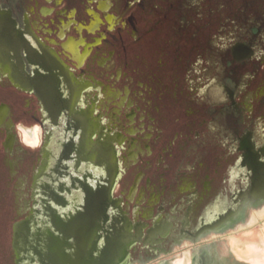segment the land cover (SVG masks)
<instances>
[{
  "label": "flooded vegetation",
  "instance_id": "af4514ba",
  "mask_svg": "<svg viewBox=\"0 0 264 264\" xmlns=\"http://www.w3.org/2000/svg\"><path fill=\"white\" fill-rule=\"evenodd\" d=\"M178 1L183 28L194 0ZM95 2L116 19L112 0H0V157L17 177L11 264L15 224L36 213L51 177L65 196L105 202L85 212L95 218L89 238L74 227L91 264H111L128 240L121 264H173L188 252L191 264H216L213 240L264 211V16L238 35L221 21L196 46L180 34L173 50L157 33L153 60L138 35L136 81L120 27L90 31Z\"/></svg>",
  "mask_w": 264,
  "mask_h": 264
},
{
  "label": "rangeland",
  "instance_id": "374dc122",
  "mask_svg": "<svg viewBox=\"0 0 264 264\" xmlns=\"http://www.w3.org/2000/svg\"><path fill=\"white\" fill-rule=\"evenodd\" d=\"M112 1L114 2L116 19L110 16V12H106V7L97 2L94 4L101 12L100 20L97 22L92 13L86 14L85 17L90 26L97 22L95 28L91 27L92 29H90V31H96L97 34L114 28L115 25H118L116 28L120 27V36L123 39L121 46L125 43L131 45L128 49L127 58L130 61V67L136 72V81L139 76L137 73L139 46L136 41L138 35L147 33L150 41V55L153 60L155 54L153 40L157 33L165 36L162 45L166 50L171 49L176 40L180 41L182 35V40H185V35L188 37L192 34L194 36L193 44L196 46L199 41H203L207 36L211 39L213 35H217L221 21L226 23L227 36L230 34L238 35L244 29L247 19L264 16V0H194L192 23H188V25L185 23L182 28L178 21L181 14L176 10L178 0H147L146 8L141 7L138 0ZM78 33L80 36L83 35L81 31ZM180 34L182 35L179 36ZM194 53L196 55V50ZM24 107L23 99L14 106L18 114L26 113ZM23 118L27 117L23 116ZM27 121L32 122L28 118ZM27 121L24 123L28 125ZM26 172V168L20 169L18 176ZM11 174L9 166L0 157V264L12 263L10 256L12 228L17 216V177ZM252 216L253 212L250 211L242 226L213 240L217 243L212 246L209 255L215 259L216 264H250L247 261L253 260L254 257L250 254L251 252H254L259 259L258 264H264V215L258 216L255 213L253 219ZM215 237L217 236L213 235V238ZM236 245L243 247L244 251H236ZM187 254L189 257L185 261L192 260L194 254L191 252ZM168 256L173 259L185 257V251L171 253Z\"/></svg>",
  "mask_w": 264,
  "mask_h": 264
},
{
  "label": "water",
  "instance_id": "95a60500",
  "mask_svg": "<svg viewBox=\"0 0 264 264\" xmlns=\"http://www.w3.org/2000/svg\"><path fill=\"white\" fill-rule=\"evenodd\" d=\"M80 188L76 190L86 194L84 189ZM64 193L59 180L51 177L49 183L43 186L39 200L34 203L36 213L15 224L18 264H91L92 249L86 239H76L77 232L74 227L87 226L86 231L78 232L79 235L86 233L89 238V226L94 223L95 218L85 212L105 210V202L88 198L87 195L80 198L70 197L71 191L68 196ZM59 211H71L72 216L61 217ZM75 212L81 214L75 216ZM64 223L67 225L65 230L61 229ZM130 241L122 247L113 248L114 260L111 264H121L125 246H130Z\"/></svg>",
  "mask_w": 264,
  "mask_h": 264
},
{
  "label": "bare ground",
  "instance_id": "6f19581e",
  "mask_svg": "<svg viewBox=\"0 0 264 264\" xmlns=\"http://www.w3.org/2000/svg\"><path fill=\"white\" fill-rule=\"evenodd\" d=\"M256 215H258V216H262V215H264V211H261V212H256ZM233 243V242H232ZM232 245H234V244H232ZM235 250L236 251H239V252H243L244 251V248L243 247H240V246H235ZM252 253H254V252H252ZM190 254V253H189ZM192 254V253H191ZM188 255V254H187ZM254 256L256 257V254L254 253ZM261 256V255H260ZM187 257H189V256H187ZM194 258V257H193ZM258 259V258H257ZM161 261V260H160ZM173 262V261H172ZM258 262H259V259H258ZM192 263V260H188V261H181V260H176V261H174V263L173 264H191ZM125 264H128V262H126ZM165 264V263H164Z\"/></svg>",
  "mask_w": 264,
  "mask_h": 264
}]
</instances>
